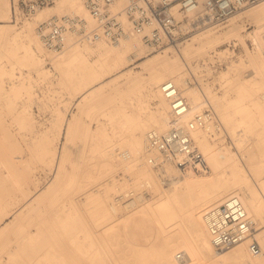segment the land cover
I'll return each instance as SVG.
<instances>
[{"label": "bare ground", "instance_id": "6f19581e", "mask_svg": "<svg viewBox=\"0 0 264 264\" xmlns=\"http://www.w3.org/2000/svg\"><path fill=\"white\" fill-rule=\"evenodd\" d=\"M122 4L124 3H120ZM0 13V19H4L1 21L5 22L0 23L1 31L2 27H7L6 23L13 22V10L8 0H0ZM54 15H78L87 19L90 26L94 27L96 24L85 6V0H57L53 7L44 8L34 21L25 24L26 30L23 31V34L25 33L23 37L26 41L24 46L26 53L21 58L29 56L32 60L31 64L37 67L41 76L47 71L44 66L46 61L42 58L46 47L35 30L39 22ZM245 21L255 26L248 35L254 44L253 50L248 49L243 34ZM217 27L219 25L199 30L190 42H187L181 55L176 53L171 55L170 48L162 53L148 54V46L135 33H131L113 46L111 44L108 46L103 39L81 41L77 35L71 33L64 52L52 56L51 59L57 64L68 67L66 73L67 76L74 77L69 79L74 83V90L81 95V99L92 98L90 102L106 85L124 79L128 90L127 93H123L125 88L117 89L120 95L116 101L120 105L117 108V114L111 116L109 125L102 123L96 132L92 133L89 129L87 136L90 133L93 134L92 149L95 155L106 162V165L111 168L117 166L125 172H132L136 175L135 185L158 192L156 200L152 201V198L147 200L145 193L138 194L137 191H133L135 194L137 192L133 196L134 194L131 195L130 191H126V196L131 195L127 198L133 199L125 200L126 196L123 193V198L125 196L123 201L129 200V202L122 205L113 202L109 196L110 192L118 186L119 179L116 180L114 176L110 179L112 184L102 182L97 184L98 188H86L82 198L94 203L90 211L95 214L96 220L101 222L109 218L112 221L106 225L104 232H97L98 230L95 233L92 232L94 238L90 244L85 241L79 244L78 238L73 240L76 241V246L83 255L78 261L79 264H121V257L116 251L119 248L118 238L115 240L109 236L116 232H123L127 236L133 229L143 230V222L135 225L138 227L130 229V217L137 214L143 205L147 206L148 212L155 218L154 232L158 236H154L151 243L127 238V247L131 249L133 256L139 257L141 264H190L193 259L187 250L183 248L181 251L184 252L182 254L184 259L181 260L178 258L181 252L175 254V249L180 245H171L168 238L164 236L176 232L180 227H185L190 233V243L185 245L191 254H198L214 264H264V254L254 255L256 257L254 258L251 253L248 245L250 240L237 244L227 252L217 251L204 218V212L208 208L221 204L230 196H240L249 215L256 223V239L264 245V139L260 141L262 144L260 150L252 149L253 157H235L229 148L218 149L214 146V142L220 141L223 119L228 126L233 127L238 123L246 128L245 133L239 136L241 143L249 138L248 129L253 126L261 127L264 133V103L260 100L261 97L264 98V1L233 16L226 30L222 31ZM232 40H239L247 47L246 57L233 62L221 74L236 95L227 93L223 97H217L210 94V98L206 99L197 88L186 84L187 69L183 68V62L191 58L195 52H201L206 48L217 49L219 44ZM225 52L222 53L225 54ZM141 59H145L142 64L145 72L136 71ZM244 69H250L249 73L240 78ZM16 73L19 76L16 77ZM24 73V71L14 73L15 76L8 87L10 92L16 91L23 87L21 84L26 83ZM167 81L175 82L190 103V111L182 117L172 115L170 103L164 97L162 85ZM137 91H143L145 97L160 101L155 112L147 110L145 101L140 96V98L136 96ZM127 103L129 104L126 106ZM207 104L213 106L219 124L212 122L204 128L192 131L195 145L206 158L204 176L196 175L195 172L181 174L172 163H166L161 169L155 168L150 163V157L158 160L161 157L157 151L149 149L148 133L151 130L165 133L178 125L187 124L196 113L203 111ZM128 108L138 109L139 115L135 116L128 111ZM64 127L66 132L72 131L74 127L71 119H66ZM55 156L52 157V170L56 168L57 179L63 169L64 157ZM16 159L20 162L25 157L18 155ZM211 171L216 174V178L209 177L212 175ZM164 179L167 187L163 186ZM73 182L75 183L76 179H73ZM17 184L19 188L23 186L19 180ZM120 185L127 190L129 184L123 181ZM33 186L36 187L35 192L26 203L29 208H32L34 215L29 224L30 229L22 233V235L25 234L24 238L28 242L27 250L30 252L46 250V254L41 259L45 261V264H75L65 261L59 250L52 253V250L56 249L53 246L64 240L65 234L72 235L73 230L60 224L59 208L52 207L54 211L49 212L37 204L49 187L40 192V185L31 177L26 188L32 192ZM55 201L57 199H52V202ZM75 201L73 199L71 202L75 203ZM62 209L64 210V207ZM122 210L125 211L123 215L120 212ZM71 215L72 213L67 215V219H70ZM115 215L116 217L119 215L118 218ZM6 230V228L0 229V234ZM99 233L104 234L99 235ZM114 241L117 242L114 243ZM11 252L14 253V250ZM115 253L117 259L114 257Z\"/></svg>", "mask_w": 264, "mask_h": 264}, {"label": "rangeland", "instance_id": "374dc122", "mask_svg": "<svg viewBox=\"0 0 264 264\" xmlns=\"http://www.w3.org/2000/svg\"><path fill=\"white\" fill-rule=\"evenodd\" d=\"M8 1L13 10V22L6 23L5 26L7 27H2L0 31V218H2L0 219V229H7L0 234V264H41V262L45 264V261H41V259L46 254V250L30 252L27 250L28 242L24 238L25 234L22 235L26 229H30L29 224L34 215V211L26 203L28 198L33 196L32 194L36 188L33 186L32 192H29L26 188L31 177L40 185V192L49 187L37 204H40L49 212L54 211L52 207L59 208L60 215L58 219L61 220L60 224L73 230L72 235L67 236L65 234L64 240H61L58 243L59 245L53 246L56 249H53L52 253L54 254L55 251L59 250L65 261L79 264L78 261L83 255L76 246V241L73 240L78 238L79 244L84 241L90 244L95 231L104 232L107 228L106 225H109L112 221L109 218L104 219V221L101 220V222L96 220L95 214L90 211L94 203L92 204V202L82 198V193L86 188H98L97 184L102 182L112 184L110 179L114 176L116 180L119 179L120 183L117 181L118 186L110 192L111 195L109 196L113 202L122 205L133 199L127 197H131L133 194L135 196L137 192L138 194H140L139 192L145 193L147 200L152 198V201L156 200L158 192L151 188L135 185L136 175L129 171L125 172L117 166L115 168L109 167L105 164V161L95 155L92 149V133L96 132L102 123L109 125L111 116L117 114V108L120 106L116 102L120 98L117 89L125 88L126 90L123 93H127L128 85H126L124 79L106 85L94 97L92 102H90L92 98L81 99V95L74 90V83L69 81L73 76H67L66 70L68 67L57 64L56 61L51 59L52 56L59 55V53L49 51L47 48H45V55L42 56L46 61L44 66L47 71L41 76L37 71V67L31 64L32 60L29 56L21 58L26 53L24 50L26 41L23 37L25 35L23 31L26 30L25 24L34 21L41 11L29 18L21 11L19 0ZM55 4L49 7H53ZM1 20L4 19H0V23H5ZM229 23L230 21L219 25L217 28L222 31L226 30ZM244 24L245 31L243 34L245 35L247 47L249 50H253L254 44L248 35L255 26L249 21H245ZM38 25L36 28H38ZM205 28L200 30H205ZM198 31L181 40L177 47L168 45L158 50L148 47V54L162 53L165 49L170 48L171 55L175 53L181 55V51L185 48L187 42H190ZM35 32L38 34L37 29ZM105 42L108 46L117 44L107 40ZM217 47V49L206 48L201 52H195L191 58L183 62V68L187 69L186 84L197 88L206 99L210 98V94L217 97H223L227 93L236 95L221 74L233 62H238L240 58H245L247 54L246 45L239 40L226 41ZM224 51L227 52H225L226 55L223 54ZM144 61L145 59H141L138 62L136 71L145 72L142 66ZM249 70L244 69L240 78L248 74ZM20 71L25 72L26 83L21 84L23 87L16 91L10 92L8 88L10 81L15 76L14 73ZM17 76L19 74L16 73ZM143 93V91H137L136 96H140L145 101L149 112H155L160 101L145 97ZM260 100L264 103L263 97ZM208 106L213 108L211 104ZM128 111H131L135 116H138L140 112L134 108H128ZM67 118L71 119L74 127L70 132H66L64 127ZM222 122L223 129L221 132H223L220 141L214 142L215 148L227 147L235 157H253L251 155L252 149L258 148L260 150L262 147L260 141L264 139L261 127L253 126L248 129L250 136L244 143H241L239 136L245 133L246 128L238 123L233 127L228 126L224 119ZM89 129L92 133L87 136ZM18 155H24L25 159L17 162L16 156ZM54 156L64 157L63 169L57 179L56 168L52 170V157ZM205 173L206 171L195 174L204 176ZM211 173L212 175L209 177L216 178V174L213 171ZM73 179H76L75 183ZM17 180L23 183L21 188H19ZM123 181H127V184H129L127 190L120 185ZM163 181V186L167 187L166 180ZM126 191H130L131 195L126 196ZM133 191H137L136 194ZM123 193L126 196V198L124 196L125 200L129 199L127 202L123 201ZM52 199H57V201L52 202ZM73 199L76 200L75 203L71 202ZM119 200L121 203L118 202ZM120 212L123 215L125 211ZM70 213L72 215L70 219H67V215ZM118 216L115 215L116 218ZM130 220V229L138 227L135 225L143 222V230L133 229L127 236L123 232H116L111 235L109 233L108 235L111 239L116 240L118 238L119 243L117 245H119V248H117L118 253H116L121 257V264H141L139 257L132 255L131 249L127 247L128 244L126 243L128 239L151 243L154 236H158L154 232L156 222L145 205L141 206L138 213L131 216ZM64 230L66 231V229ZM103 234L99 233V235ZM164 236L168 238L171 245H180L175 249V254L181 252L183 248L187 250L193 259L190 264H214L210 260L201 258L198 254L190 253L191 251L185 245V243H190V233L185 227H180L176 232ZM164 236L159 235V237ZM117 241H114V243ZM11 248L14 253L11 252ZM227 251L229 250L219 252L224 253ZM183 253H179L178 256ZM115 254L114 257L117 256ZM254 258L256 257L254 256Z\"/></svg>", "mask_w": 264, "mask_h": 264}, {"label": "built area", "instance_id": "2783aa9c", "mask_svg": "<svg viewBox=\"0 0 264 264\" xmlns=\"http://www.w3.org/2000/svg\"><path fill=\"white\" fill-rule=\"evenodd\" d=\"M263 1L85 0V6L95 20L94 27L78 15H54L42 21L37 30L44 46L55 53L65 50L71 33L81 40L104 39L111 43H120L135 33L149 48L158 50L168 45L177 46L181 40L205 27L226 24L241 11ZM56 2L19 0V5L24 15L30 18ZM122 2L124 4L120 5ZM162 91L174 117H182L190 111V103L175 82H165ZM212 122L219 124V119L213 108L208 107L196 113L187 124L178 125L168 132L151 130L148 133V147L151 151H157L161 158L150 157V163L157 169L172 163L181 174L202 173L206 158L195 145L192 131ZM204 218L217 251L230 250L250 240L251 253L255 256L264 254V245L255 236L256 223L240 196H230L221 204L208 208ZM178 257L184 259L182 254Z\"/></svg>", "mask_w": 264, "mask_h": 264}]
</instances>
